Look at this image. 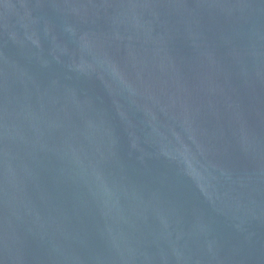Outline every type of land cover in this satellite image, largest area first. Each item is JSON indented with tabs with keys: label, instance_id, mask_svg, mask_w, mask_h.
<instances>
[{
	"label": "water",
	"instance_id": "water-1",
	"mask_svg": "<svg viewBox=\"0 0 264 264\" xmlns=\"http://www.w3.org/2000/svg\"><path fill=\"white\" fill-rule=\"evenodd\" d=\"M0 264H264V0H0Z\"/></svg>",
	"mask_w": 264,
	"mask_h": 264
}]
</instances>
